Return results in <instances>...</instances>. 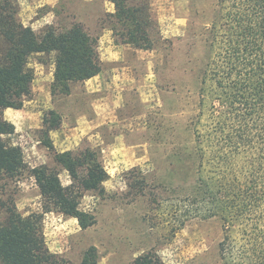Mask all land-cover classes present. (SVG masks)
Listing matches in <instances>:
<instances>
[{"label": "rangeland", "instance_id": "374dc122", "mask_svg": "<svg viewBox=\"0 0 264 264\" xmlns=\"http://www.w3.org/2000/svg\"><path fill=\"white\" fill-rule=\"evenodd\" d=\"M145 1L154 22L152 48L139 49L141 58L134 54L132 62L115 64V68L103 62L109 81L118 71L136 77L128 82L133 88L125 95L126 105L111 106L110 122L98 129L85 124L76 130L77 116L81 112L91 115L98 97L80 83L72 85L75 95L51 98L54 58L37 54L30 60L35 69L32 94L22 108L25 116L18 120L22 130L12 140L23 147L31 169L44 164L56 167L63 184L71 188V202L96 218L94 225L83 229L75 217L57 210L46 213L44 231L52 252L76 264L93 245L100 253L99 264H134L148 253L157 255L163 264H223L221 219L205 217L197 205L184 200L182 190L194 189L196 129L206 136L213 91L218 86L209 60L221 51L218 42L212 44L213 27L220 17L219 0ZM17 2L24 24L37 31L49 24L57 27L81 21L99 36L102 57L117 44L113 32L103 28L107 12H115L110 0ZM207 70V82L202 84ZM114 91L108 86L105 97L109 93L114 97ZM110 100L115 103V97ZM51 117H59L61 126L48 133L44 119ZM117 136H124L127 146L132 144L144 159L116 153ZM50 146L60 152L95 149L108 172L105 192L74 188L79 183L57 165ZM183 151L191 154L185 166L179 163ZM191 166L183 183L180 170ZM8 188L22 214L42 211L40 189L30 172Z\"/></svg>", "mask_w": 264, "mask_h": 264}, {"label": "trees", "instance_id": "16d2710c", "mask_svg": "<svg viewBox=\"0 0 264 264\" xmlns=\"http://www.w3.org/2000/svg\"><path fill=\"white\" fill-rule=\"evenodd\" d=\"M110 1L115 12H107L103 28L113 32L117 44L151 49L154 22L148 3ZM219 4L212 44L218 42L221 51L209 60L218 86L206 136L196 129L195 185L191 192L182 188L183 198L197 205L205 217L221 219L223 264H264V0H219ZM99 39L81 21L49 24L37 31L24 24L17 0H0V264H76L50 250L45 215L61 211L77 218L83 229L96 223L94 215L71 202V188L63 184L56 167L30 168L23 147L12 140L16 129L4 111L22 109L32 94L33 55H53L54 98L71 94L72 85L102 72ZM205 75L202 84L207 82L208 70ZM44 122L48 133L61 126L59 117ZM50 147L57 165L79 183L74 188L105 192L108 172L95 149L60 152ZM190 155L183 151L179 163L185 166ZM192 167L180 170L183 183ZM26 171L36 178L43 203L42 211L28 215L18 210L8 188ZM99 258L93 245L78 264H99ZM134 264L163 263L148 253Z\"/></svg>", "mask_w": 264, "mask_h": 264}, {"label": "crops", "instance_id": "0c3cea01", "mask_svg": "<svg viewBox=\"0 0 264 264\" xmlns=\"http://www.w3.org/2000/svg\"><path fill=\"white\" fill-rule=\"evenodd\" d=\"M39 21V20H38ZM113 49H110V51H106L107 56L102 57V61L105 63L110 62L112 68H115V64H125V62H132V56L134 54L139 56V49H136L131 47L130 45H118L114 44ZM128 50H136L137 53H134L132 51V54L130 55ZM139 58H141L139 56ZM105 71L102 69V72H100L98 75L94 76L93 78L87 80L84 84L88 86L90 92H93V94L98 97V101L93 103V111L92 114H86L84 112H81L79 116H77V123L78 126H76V130H79L81 125L87 124L89 128H100L103 127L104 125L108 124L110 120L107 118L109 117L107 113L111 112V108L113 107V104H116L121 107L126 105V94L129 93V89L133 88V86H130L131 83H128L132 80H136L134 76H129L127 75V72H120L119 71L114 73L112 80H107L105 77ZM54 74V73H53ZM53 80H54V75H53ZM53 82V81H52ZM127 83L129 85H127ZM132 85V84H131ZM108 86L114 87L115 91L113 93L115 100L113 103L110 99L114 97H110L109 93V98L105 97L106 90L108 89ZM52 95V93H51ZM75 95L74 91L71 92V94L66 95L68 97H71ZM101 97V98H99ZM51 98H54L51 96ZM112 106V107H111ZM26 110L25 109H15V108H6L4 111L6 119H8L11 123L14 124L15 129L17 132H20L22 130V124L21 121H18L20 117L25 116ZM108 120V121H107ZM54 144L56 145V141L54 138H52ZM114 142V141H113ZM116 144V153H120L121 155H125L133 158H136L137 160H142L144 159L145 156H141L139 151L135 149V147L132 144H128L124 142V136H117L116 140L114 142V145ZM136 146V145H135ZM70 150V149H67ZM62 150L64 151H67Z\"/></svg>", "mask_w": 264, "mask_h": 264}]
</instances>
